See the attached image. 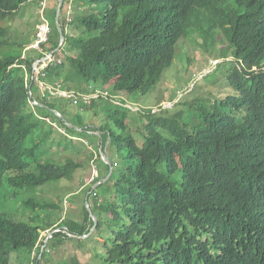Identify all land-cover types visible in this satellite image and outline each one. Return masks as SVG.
<instances>
[{"label": "trees", "instance_id": "1", "mask_svg": "<svg viewBox=\"0 0 264 264\" xmlns=\"http://www.w3.org/2000/svg\"><path fill=\"white\" fill-rule=\"evenodd\" d=\"M50 1L55 48L42 54L25 45L8 51L14 44L1 25L41 0H0V264L35 254V264H44L56 239L63 247L83 237L106 239L103 264H264V0H77L71 20L65 0L66 45L38 77L35 65L61 43L58 2ZM217 31L230 44L229 52L221 50L229 92L215 104H198L194 124L174 112L184 97L158 113L115 104V97L155 90L182 39L195 35L213 46ZM40 85L73 98L43 94ZM96 93L97 100L86 101ZM75 112L83 114L80 124L70 122ZM99 113L105 122L77 131ZM61 128L70 139L65 144L53 140ZM84 134L103 148L109 142L117 154L109 159V181L91 196L92 235L86 210L81 223H55L52 212L63 214L62 203L33 198L52 184L72 182L83 165L47 156L56 146L71 154L73 135ZM103 166L95 184L108 175ZM20 204L35 215L12 214L10 207Z\"/></svg>", "mask_w": 264, "mask_h": 264}, {"label": "rangeland", "instance_id": "2", "mask_svg": "<svg viewBox=\"0 0 264 264\" xmlns=\"http://www.w3.org/2000/svg\"><path fill=\"white\" fill-rule=\"evenodd\" d=\"M68 1H70L68 13L72 15L74 13V6H77V0ZM55 8V2L47 0L46 12L42 13L41 8L39 10L37 6H32L26 8L29 10L23 16L19 15L11 21L3 22L1 25L9 30L7 36L8 41L11 44H14L12 48L7 50H19L18 46L20 45L29 47L27 51L31 50L33 43H35L34 37L37 33V27L41 24L42 18L46 19V21L52 25L51 19L55 14ZM217 33L219 34L217 37L219 40L213 46H208L211 43H205L203 38L199 39L195 35H190L182 39L177 45L173 64L163 72V77L155 90H152L145 96L139 95L129 98L118 96L113 98L114 102L117 104H126L128 109H132L134 112L141 111L142 113L147 114L150 111L158 113L164 110H172L176 108L178 101L184 97V99L186 98V103L182 105V107L179 106L180 108H176L174 112L181 113L180 118L184 124H194L198 115V111L196 110L198 104L204 102L215 104V101L224 98L226 96L225 93L229 92V88H227L229 84L227 80L229 67H221L222 63L225 61L222 58L221 50L224 49L225 52H229L226 49L230 47V44L220 31H217ZM54 48V45L50 44L47 50L51 52ZM229 60L233 59L230 58ZM51 64L53 63H42L39 67H35L37 76L39 77ZM36 80L39 81V78H36ZM40 88L41 93L44 91L55 98H66L67 95L62 91H54L51 87H44V85H40ZM186 95L187 97H185ZM109 96L110 95L108 94L105 95V97L108 98ZM82 116L83 114L81 112H75L71 117L70 122L80 124L79 121L82 119ZM135 119L137 121L139 120L138 117H135ZM106 120L105 114L99 113L94 121L84 124L83 126L85 128H83V130L80 129L79 133L85 132L84 129L89 130V128L98 127ZM49 130L50 128L47 127L45 132H49ZM67 134L68 132L61 128L60 132L53 136V140H56L57 143L62 142L65 144L66 140H70L67 138ZM117 134L124 136L122 131H119ZM132 135L136 136L134 133H132ZM73 136H75L74 138L77 144L72 146L71 154H64L62 152L63 149L61 148V150L56 146L55 150L50 153L47 158L61 164L67 162L68 159H73L76 163L83 165V168L78 171L72 182L52 184L50 187L37 192V197H33L36 200H41L42 203H62V207L64 208L63 214L60 212H52L55 223H59L60 221L64 222V220L81 223L85 216V210L88 213L86 209V200L88 199L90 209L94 204V199L91 198V196L95 194L99 187H95L97 185L95 184V181H99L102 178L101 176L105 174L103 166L105 164L103 163L100 152L101 142L99 139L97 140L96 138L87 135L84 137L79 135ZM45 149L49 150L48 145H45ZM103 149H107L111 161H115L117 158V154L115 155L114 151L115 148H109V145L107 144ZM99 156L101 162L98 161ZM98 193L100 198H106L107 192L105 188H102ZM97 203H100L99 199ZM9 210L12 214L20 213V218L27 220L35 215L31 212H23L21 204L18 206H11ZM90 219L92 218L90 217ZM92 234L93 233H91V235ZM59 240L60 239H56L55 242H52L49 245L51 251L45 256L44 264H68L73 258H78L82 264H103V258L106 252L103 247L106 242L105 238L101 239L97 237L90 242L86 239L78 240L75 238L72 241L65 243L63 247H57L60 242ZM36 256L37 255L35 254L32 258L27 256L17 258L13 255L11 258V264H35L34 260H36ZM39 259L40 261L42 260V258Z\"/></svg>", "mask_w": 264, "mask_h": 264}, {"label": "water", "instance_id": "3", "mask_svg": "<svg viewBox=\"0 0 264 264\" xmlns=\"http://www.w3.org/2000/svg\"><path fill=\"white\" fill-rule=\"evenodd\" d=\"M57 2H58V11H57V18H56V26H57V29H58V31H59V33H60V37H61V43H60V47H59V49L56 51V52H54V53H52V55H51V57H55V56H57V54H60L61 52H62V50H63V48L65 47V45H66V42H67V39H66V35H65V33H64V30H63V27H62V23H61V21H62V15H63V10H64V6H65V0H56ZM49 59H45V60H43V61H41V62H39V64L38 65H40L41 63H46L47 61H48ZM36 106H40L39 104H36ZM59 118H61L62 120H64V122H67L63 117H62V115H60L59 113H57V112H54ZM70 128H74V126H72V125H70V124H67ZM79 132H80V129H77ZM97 136L98 137H100V135L99 134H97ZM108 145H109V142H108ZM107 148H108V146H107ZM101 156H102V160H103V163L109 168V172H108V175L106 176V178L101 182V183H98L95 187H98V186H100L101 184H105V183H107L108 181H109V179H110V177H111V175H112V167H111V164H110V162H109V159H110V157H109V154H108V150L107 149H103V147H101ZM86 209H87V211H88V213H89V215H90V217L92 218L91 220L92 221H94V228H96V226H97V221H96V219H95V217L93 216V214H92V211H91V209H90V207H89V205H88V199L86 200ZM94 231H95V229H93V231L91 232V233H94ZM59 231H56V232H54V234L55 233H58ZM52 239V235H50L49 236V238L47 239V241H46V245L48 244V242H49V240H51ZM82 239H87V237H83ZM46 245H45V247L43 248V250H42V252H41V256H40V258H42V255L44 254V251H45V249H46Z\"/></svg>", "mask_w": 264, "mask_h": 264}, {"label": "built area", "instance_id": "4", "mask_svg": "<svg viewBox=\"0 0 264 264\" xmlns=\"http://www.w3.org/2000/svg\"><path fill=\"white\" fill-rule=\"evenodd\" d=\"M39 10L41 8L42 13L46 12L47 10V0H41L39 6H38ZM72 15L69 14V19L71 20ZM54 34V30L52 28V26L50 25L49 22L46 21V19L42 18V22L41 24L37 27V33H36V39H35V43L32 47L31 50H35L38 51L42 54H45V50L44 47H47L50 45L51 43V39L52 36ZM52 54L48 55V57L46 59H49L46 63H54L55 62V57H51ZM54 60V61H53ZM39 64V63H38ZM36 64L35 67H39L40 65ZM54 90V89H53ZM56 91V90H54ZM61 91V90H58ZM55 98V97H54ZM66 98H73V97H69V95H66ZM99 98V94L96 93L94 97L91 98H87L86 101L90 102L92 100H97ZM116 105H120L115 103ZM128 108V107H127Z\"/></svg>", "mask_w": 264, "mask_h": 264}, {"label": "bare ground", "instance_id": "5", "mask_svg": "<svg viewBox=\"0 0 264 264\" xmlns=\"http://www.w3.org/2000/svg\"><path fill=\"white\" fill-rule=\"evenodd\" d=\"M33 47V46H32ZM38 104V103H37ZM36 105V104H35Z\"/></svg>", "mask_w": 264, "mask_h": 264}, {"label": "crops", "instance_id": "6", "mask_svg": "<svg viewBox=\"0 0 264 264\" xmlns=\"http://www.w3.org/2000/svg\"><path fill=\"white\" fill-rule=\"evenodd\" d=\"M37 8H38V6H37Z\"/></svg>", "mask_w": 264, "mask_h": 264}]
</instances>
